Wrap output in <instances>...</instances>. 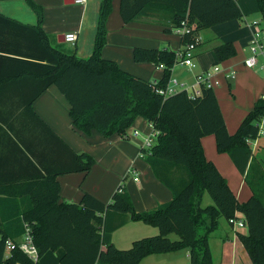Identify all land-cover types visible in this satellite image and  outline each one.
Instances as JSON below:
<instances>
[{"label":"trees","instance_id":"trees-1","mask_svg":"<svg viewBox=\"0 0 264 264\" xmlns=\"http://www.w3.org/2000/svg\"><path fill=\"white\" fill-rule=\"evenodd\" d=\"M26 1L37 17L33 24L0 12V28L13 34L0 50L14 54L5 56L16 60L15 74H33L37 79L38 90L24 97L25 109L33 112L32 99L55 83L70 102L73 125L81 131L95 129L105 136L119 133L126 137L125 129L140 116L156 133L151 147L141 148V156L173 197L149 210H137L123 178L109 201H101L87 191L79 201L60 200L56 175L87 172L94 158L87 152H75L58 138L71 153L72 163L63 169H49L43 164L44 173L32 180L0 184V262L5 240L17 241L26 222L40 256L58 247L63 249L60 264H138L141 258L152 254L185 249L191 264H214L208 245L210 233L218 229L220 217L228 221L240 214L247 232L239 231L238 239L252 264H264V157L253 152L250 143L259 137L260 124L264 126V97L254 102L230 134L212 88H202V95L196 98L184 91L168 97L157 93L176 63L175 51L133 46L134 61L164 66L159 81L142 79L102 55L113 0L99 3L92 51L87 56L52 46L41 26L42 7L34 0ZM256 3L264 21V0ZM118 11L124 22L160 14L168 19L166 32L184 23L191 32L179 34L182 45L194 42L199 30L243 17L236 0H119ZM214 52L217 60L224 62L236 54V49L232 42H223ZM207 135L214 136L217 152L226 153L244 177L251 192L246 200H238L227 179L206 158L201 138ZM204 193L212 204L202 205ZM107 209L128 212L134 221L155 226L159 233L137 237L127 248L104 243L103 213ZM202 228L204 231L199 234ZM172 233L177 235L176 240L170 239ZM11 253L6 259L9 264L17 260L31 263L19 249L14 248Z\"/></svg>","mask_w":264,"mask_h":264},{"label":"crops","instance_id":"crops-1","mask_svg":"<svg viewBox=\"0 0 264 264\" xmlns=\"http://www.w3.org/2000/svg\"><path fill=\"white\" fill-rule=\"evenodd\" d=\"M24 1L27 3L26 0ZM34 1L43 9L44 17L41 26L52 46L56 47L52 43L53 40L57 44L66 41L64 32L74 31L77 33V38L71 43L73 52L78 56H87L91 53L101 0H85L83 3H77L74 0ZM236 1L243 17L212 25L203 31L199 30V42L192 58L195 68L190 70L181 64L175 65L172 68V75L192 82L193 76L198 72L210 69L216 64L219 65L214 48L223 42H232L236 49L235 56L223 62V70L235 65L244 67L241 65L243 58L249 55L248 40L251 34V28L246 21L260 19L261 13L256 0ZM118 5L119 0L112 1V10L106 22L108 32L106 43L102 47V55L116 61L124 70L142 79L161 80L163 69L152 62L138 63L133 60V46L168 48L177 52L184 47L180 43V35L174 30L165 31L164 26L168 25V19H164L160 14L124 22L119 14ZM7 6L9 10L16 12L11 5ZM28 7L31 11H26L25 17L11 14L4 8H0V12L10 18L33 24L37 21V17L30 4ZM1 25L0 23V27ZM204 31L208 33L201 34ZM12 38L11 32L6 33L0 28V46L5 40H12ZM5 55L13 57L14 54L0 50V184L32 180L44 173L43 164L49 169H63L72 163L73 157L59 142L58 138H60L75 152H87L94 158L92 168L87 172L70 171L56 175L60 185V200L79 201L81 195L87 191L101 201H109L112 192L123 178L130 199L137 210H149L172 199L171 191L154 176L150 164L146 163L141 156L140 145L143 138L154 132L149 123L137 116L125 129L126 137L119 133L105 136L95 129L88 132L81 131L73 125L69 113L70 102L55 83H50L32 99L33 112H30L25 109L24 97L38 90L37 79H34L33 74H15L14 72L18 69L16 60L13 61ZM258 64L263 70L264 62L258 61ZM234 76L236 77V74ZM217 77L220 81L223 79L230 82L222 76V73H219ZM241 82L242 78H238L236 85ZM251 89L255 98L261 95L264 90V78L258 79ZM216 96H218L217 93ZM218 103L228 132L232 134L243 115L240 116L237 112L235 117L230 119L219 99ZM134 129L139 132L133 135ZM252 143L253 152L255 150L260 154L264 151V143L260 142V136ZM201 144L206 158L213 161L222 176L227 179L233 194H236L239 201L246 200L251 195L250 189L229 156L226 153L217 152L214 136L202 137ZM103 216V241L104 243L112 242L118 248L129 247L131 242L142 234L145 236L159 232L155 226L146 225L141 220L134 221L128 212L107 209ZM239 231L246 233L247 227L235 230L232 235L222 238V255L226 257L225 262L229 264H246V260L252 264L243 244L238 239ZM53 251L57 253L59 261V257L64 252L63 249L58 247ZM45 254L41 256V264H49V260L44 257ZM186 261H189L188 249L152 254L141 258L138 264L141 262L143 264H185ZM219 264H222V260Z\"/></svg>","mask_w":264,"mask_h":264},{"label":"built area","instance_id":"built-area-1","mask_svg":"<svg viewBox=\"0 0 264 264\" xmlns=\"http://www.w3.org/2000/svg\"><path fill=\"white\" fill-rule=\"evenodd\" d=\"M75 2L83 3L85 0H74ZM246 24L251 28L250 38L248 40L249 44V55L244 58V65L247 67H254L258 64L259 59L257 56L260 55L264 57V21L260 19H250L246 21ZM174 29V31L179 35L188 34L191 32V28L184 26ZM77 38V33L74 31H66L64 32V39L73 43ZM199 42V37L196 34L194 36V42L186 43L182 49L176 52V63L175 65H183L190 70L195 68L194 60H192L194 56V50ZM174 65V66H175ZM173 66V67H174ZM160 69H163L164 66L162 64L158 65ZM172 67V68H173ZM171 74L169 76L168 81L164 85V87L157 88L156 91L158 94L163 97H168L181 91H184L190 98H196L201 96L202 88H214L215 85L220 83V78L217 77L219 73H222L226 79L231 80L235 76V70L233 66L230 68H226L223 70L218 64L214 65L212 68L207 70H202L195 74L192 82H188L183 79H179ZM133 135L137 134L139 131L137 129L133 130ZM155 132L150 133L148 136L143 138L141 143V148H149L154 143L152 140L155 137ZM264 135V126L263 123L260 124L259 136ZM253 141H250L252 143ZM253 144V143H252ZM253 149V148H252ZM136 176L134 177V179ZM229 225L233 230H240L246 228L245 220L239 217V214H235L234 217L228 220ZM17 248L19 251L21 250L31 261L30 264H36L40 262L41 256L38 252L37 246L34 243V238L31 234L29 225L25 222L23 232L20 234V237L17 241L7 238L5 240L2 261L0 264H9L6 262V259H9L12 255V249ZM12 264H28L23 261H14Z\"/></svg>","mask_w":264,"mask_h":264},{"label":"rangeland","instance_id":"rangeland-1","mask_svg":"<svg viewBox=\"0 0 264 264\" xmlns=\"http://www.w3.org/2000/svg\"><path fill=\"white\" fill-rule=\"evenodd\" d=\"M7 5H11V7L15 8L16 12H13V10L12 11L9 10ZM0 8L2 9L4 8V10L11 12V14L14 13L15 15H18L19 17H25L24 13L26 11L28 12L31 11V8L28 7V4L24 0H0ZM203 30L204 29H202V31ZM207 33L208 31L201 32V34L203 35ZM52 43L53 45H55L56 47H58L60 50H63V51L65 50L67 52H73L74 50L71 46L72 45L71 42L64 41L62 44H57L53 40ZM204 43L205 42H203V44ZM257 59H259V63L264 62V57L260 55L257 56ZM243 61H244V58H243ZM243 61H242L241 66H244V67H239L233 64L235 65L233 66V68L236 74V77L234 79H231L230 82L222 79L219 84L214 86V89H213L214 93L218 94L217 97L219 101L221 102L226 112L227 117L230 119L233 116L235 117L237 112H239L238 114L240 116L243 115L242 117L244 118L245 115L249 112L250 108L253 106L254 102L258 98L264 97V95H262L264 94V90H263V93H261V95H259L256 98L253 96V92H251L252 91L251 88L256 83V81L260 78H264V71H263L264 69L263 70L261 69L260 64H258L255 67H248V66L246 67ZM222 65H223V62H220L219 66L221 68L223 67ZM238 78H242V82L239 85H236V80ZM253 99L254 101H252ZM250 103L251 105L249 107ZM230 119H229V122H230ZM152 140L155 141V137H153ZM260 142L264 143V135H260ZM260 156L264 157V151L260 152ZM208 204H212V200L207 193H204L202 205H208ZM239 217L241 218V216ZM217 228H218L217 230L210 233L209 238H208V245H210V249L212 253V261L214 262V264H219L221 260H222V264L223 262L225 264L226 257L224 258V255H222L223 254L222 245H221L222 238L227 235H232L234 230L233 228H231L227 220L223 217H220L218 219ZM203 231H204L203 228L198 230L199 234H202ZM158 233H155V234H158ZM155 234H151V235H155ZM151 235L144 236L142 234V237H151ZM169 237L172 240H176L178 238L177 235L174 233L170 234ZM44 257L49 260L48 262L49 264H59L57 253L54 251L53 252L47 251ZM246 261H247L246 264H251L249 263L248 260ZM140 264H143V262H141ZM185 264H191V263L189 261H186ZM226 264H229V263H226Z\"/></svg>","mask_w":264,"mask_h":264}]
</instances>
